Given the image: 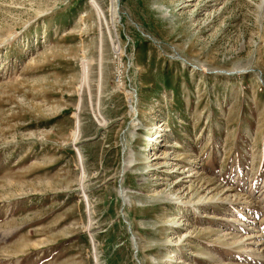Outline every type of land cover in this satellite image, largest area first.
I'll list each match as a JSON object with an SVG mask.
<instances>
[{"label": "rangeland", "instance_id": "obj_1", "mask_svg": "<svg viewBox=\"0 0 264 264\" xmlns=\"http://www.w3.org/2000/svg\"><path fill=\"white\" fill-rule=\"evenodd\" d=\"M0 264H264V0H0Z\"/></svg>", "mask_w": 264, "mask_h": 264}, {"label": "bare ground", "instance_id": "obj_2", "mask_svg": "<svg viewBox=\"0 0 264 264\" xmlns=\"http://www.w3.org/2000/svg\"><path fill=\"white\" fill-rule=\"evenodd\" d=\"M89 76H88V72H87V65H85V63H83L82 66H81V82H82V84H85V86H87V87H88V82H89V79H88ZM120 192L122 193V196H125L123 190H120ZM124 200L126 201V198Z\"/></svg>", "mask_w": 264, "mask_h": 264}]
</instances>
